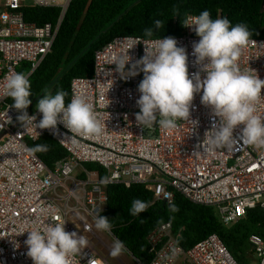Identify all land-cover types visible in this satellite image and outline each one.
Segmentation results:
<instances>
[{"label": "built area", "instance_id": "built-area-1", "mask_svg": "<svg viewBox=\"0 0 264 264\" xmlns=\"http://www.w3.org/2000/svg\"><path fill=\"white\" fill-rule=\"evenodd\" d=\"M73 1L0 0V264H34L27 256L28 233H20L46 227L54 216L66 222V231H76L89 241L84 257L73 258L72 264H88L91 258L93 264H108L92 238L95 218L106 209L112 185L143 186L155 202L169 205L181 194L194 204L216 209L227 227L247 219L253 210L264 213V148L228 150L211 145L206 133L214 119L211 109L201 103L202 93L192 105L190 119L198 121L193 130L186 121L172 130L138 124L136 101L144 74L125 80L112 63L133 46L131 63L142 58L145 45L139 42L143 37L115 38L96 52L93 75L72 82L71 98L74 94L88 97L104 123L102 137L81 136L73 143L66 138L72 133L62 123L57 130L32 126L26 132L17 119L20 113L10 108L11 98L5 95L6 77L25 73L30 79L34 75L52 53ZM27 9H60L61 14L57 23L40 25L27 21ZM175 38L188 51L190 73L199 71L192 55L193 43L200 39L194 27H185ZM238 64L241 70L257 72L264 79V39L250 38ZM28 113L37 116V123L42 118L36 108ZM258 114L264 116V99L258 104ZM239 134L238 128L234 135ZM47 135L67 153L52 167L28 150ZM87 164L97 169L90 170ZM101 171L110 178L107 185L101 183ZM180 239L172 222L157 227L148 237L151 264H240L218 235L190 249ZM249 242V264H264V239L252 234Z\"/></svg>", "mask_w": 264, "mask_h": 264}, {"label": "clouds", "instance_id": "clouds-1", "mask_svg": "<svg viewBox=\"0 0 264 264\" xmlns=\"http://www.w3.org/2000/svg\"><path fill=\"white\" fill-rule=\"evenodd\" d=\"M182 25L193 28L200 38L193 43L192 55L199 71L190 73L189 54L185 47L179 46L175 37H162L151 41L157 30L163 27V21L156 19L153 27L144 30V38L139 43L145 45V55L132 62L129 50L114 58L115 71L127 80L141 72L144 78L138 85L140 97L136 103L140 111L136 114L138 124L143 128L153 126L172 130L179 122L186 121L192 130L198 121L190 119L193 101L202 93L201 103L210 108L214 123L210 134V144L218 148L232 150L234 147L254 146L264 148V116L258 114V104L264 99V79L257 72L241 70L238 60L250 42L252 35L244 23L233 24L227 17L212 18L208 10L195 18L185 17ZM137 43V44H139ZM136 44V45H137ZM131 63V68L128 65ZM30 74L14 73L6 77L5 95L20 115L17 117L26 132L35 126L37 129L57 130L63 124L71 133V142L77 143V137L104 135V123L88 97L74 94L66 103L67 93L60 89L55 93L45 91L36 104V110L42 114L37 123L36 115H29L32 104ZM218 118V122H216ZM243 126L242 128L240 126ZM240 129L239 136L234 133ZM31 152L46 151L47 145L38 144L28 149ZM110 183V178L101 180ZM74 194V192H73ZM149 205L139 198L134 199L130 215L139 216L146 212ZM175 211V209H172ZM46 227H33L27 231L25 244L27 256L34 264H72L73 258L85 255L89 241L76 231H66L65 224L57 217ZM112 220L104 215L95 218L98 231L111 233ZM123 241L113 239L111 255L118 257L126 251ZM93 264V258L88 261Z\"/></svg>", "mask_w": 264, "mask_h": 264}, {"label": "trees", "instance_id": "trees-1", "mask_svg": "<svg viewBox=\"0 0 264 264\" xmlns=\"http://www.w3.org/2000/svg\"><path fill=\"white\" fill-rule=\"evenodd\" d=\"M204 10H208L213 19L227 17L233 24L244 23L252 33L250 38L264 39V0H74L52 53L30 78L33 96L27 111L36 108L46 90L55 93L62 89L67 93L66 103L70 101L73 80L91 77L96 52L115 38H144V30L153 27L156 19L163 21V27L151 39L180 36L185 29L182 20L198 16ZM25 12L27 21L40 25L57 23L61 14L60 9H27ZM38 144L47 145L46 151L35 153L49 167L67 157L66 150L48 135L31 148ZM86 167L97 169L92 164ZM101 177H105L102 171ZM108 198L101 215L112 220L113 236L123 241L141 264L153 261L149 235L169 222L174 232L181 234L180 243L185 249L193 248L211 235H218L240 264H249L250 236L258 234L264 239V213L259 209L250 212L247 219L227 227L216 209L194 204L181 194H176L169 205L155 202L154 195L143 186L127 189L112 185L108 187ZM137 198L146 201L149 207L139 216H132L130 208Z\"/></svg>", "mask_w": 264, "mask_h": 264}, {"label": "rangeland", "instance_id": "rangeland-1", "mask_svg": "<svg viewBox=\"0 0 264 264\" xmlns=\"http://www.w3.org/2000/svg\"><path fill=\"white\" fill-rule=\"evenodd\" d=\"M95 232L96 236H93L92 244L108 264H139L135 261V259L130 255L128 251H125L118 257H113L111 255V247L114 239L112 233L98 231L96 228Z\"/></svg>", "mask_w": 264, "mask_h": 264}]
</instances>
